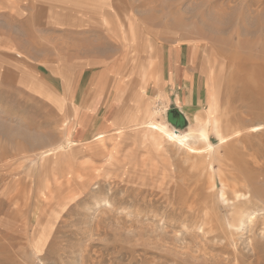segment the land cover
I'll return each mask as SVG.
<instances>
[{"label": "rangeland", "instance_id": "374dc122", "mask_svg": "<svg viewBox=\"0 0 264 264\" xmlns=\"http://www.w3.org/2000/svg\"><path fill=\"white\" fill-rule=\"evenodd\" d=\"M51 3L55 9L32 3L23 12L0 6V264H203L207 241L193 234L198 225L180 223L181 197L198 205L208 191L213 222L229 224L222 175L229 181L240 156L264 166V75L250 62L264 68V0H108L99 12L95 0ZM64 9L68 18L88 16L82 38L58 20ZM169 52H177L173 60ZM75 61L110 65L109 82L127 71L129 81L143 75L141 86L148 76V95L121 91V117L100 129L101 119L87 113L105 97L92 102L90 86L72 100ZM143 102L142 118L146 107L133 109ZM127 111L134 123L124 122ZM207 118L211 152L198 137ZM147 121L190 130L188 142L203 152L169 141ZM48 149L50 158H39ZM255 182L264 188L263 176Z\"/></svg>", "mask_w": 264, "mask_h": 264}, {"label": "bare ground", "instance_id": "6f19581e", "mask_svg": "<svg viewBox=\"0 0 264 264\" xmlns=\"http://www.w3.org/2000/svg\"><path fill=\"white\" fill-rule=\"evenodd\" d=\"M48 1L57 2V3H70V4L72 3L73 4L75 1H81V0H48ZM95 1L97 3L96 4V12H99V9L105 11L106 6L108 5V0H95ZM128 28L129 29L131 28V31H134L133 24H130L128 26ZM234 56H236V55H234ZM239 58L240 57H238L237 60L242 61L245 59V58L243 59V57H241L240 59ZM247 60H249V59H247ZM250 62L252 64V68H253V65L256 64V67L254 69L255 74H258V76L264 75L263 66L259 67V65H257V63L252 62V61H250ZM244 64H242V65H244ZM250 65H248V66L250 67ZM252 77L255 78L254 75ZM115 81H116V83L118 82L117 80H115ZM48 87H51V84H49ZM73 106H74V103H73ZM123 118H124V122L128 121V124L134 123L135 119H136L134 114H132V112H130V111H127ZM208 124H209V118H207V120H205V124L201 125L200 128L198 129V137L207 144L206 148H204V149L210 150V152H211L212 145L209 142V135H208V130H207ZM142 125H147V127L152 131H159L160 133H162V135L166 139H168L171 142H174V143L178 142L181 146H183V147L186 146L187 150H189V152H191V153H197L198 154V153L203 152L202 148H196L188 142L189 138L192 137V135H193V133L190 130L186 131L185 133L173 131L169 127L168 123L158 122V121H149V122L147 121V122H143ZM216 125H217V123H216ZM116 132L121 133L122 132L121 128H117ZM224 138L225 137H222V139H224ZM70 143H75V141L69 140L68 144H70ZM71 145H73V144H71ZM71 145H68V146L70 147ZM51 154H53V150L48 149V150H45L42 153H40L39 158H41L43 160H48L50 158L49 156ZM208 154H210V153H208ZM253 159L254 158H252V160ZM252 160L249 158H243L242 156H240V158L237 159L236 161L235 160H234V162L232 161L231 162L232 164L229 163V164H231L228 168V173L230 176L229 181L228 180L225 181L227 177L224 178V176L222 175L223 173L221 174L222 180L221 179L220 180L223 183L222 189H221V196L228 203H231L233 205V210L230 213L231 221L229 222V224H225V222L224 223L218 222V220H217L218 218L214 214L213 215L216 217V221L219 224H217L216 222H215L216 223L215 224L213 222V216L211 217L212 211H210L211 207H208L207 202H205V200L208 197L212 196L211 194H208V191L206 193L205 192L201 193L202 195H201V198L199 200L200 202L198 205L197 204L194 205V203H193V206L187 205V201L189 199L187 200L185 198L186 195H185V197H183V196L181 197V198H183L182 200H184V199L186 200V203L184 206L185 209L181 208V209H183L181 212L177 211L178 213L180 212L179 213L180 219L182 220V221H180V223L182 222V223H185L187 225H188V223L189 224L191 223L192 225L191 224L190 225L193 228H195L196 225H198L199 227L195 228L196 232H193V234L196 233L197 236H200V235L203 236L204 239L207 241V243L205 242L207 244V248L209 247L212 250L218 251V253L212 254V252L210 253L211 250L207 251V248L205 249V246H204V248L202 246L201 250H203V255H202L203 260H204L203 264H264V199H262V197L264 198V188L261 186L259 187V186L255 185V183L258 184L257 182H255L256 179H259L262 176L264 177V166L260 165V164H256L257 162L255 163V162H253L254 160L253 161ZM229 164H227V165H229ZM199 180H202V179H199ZM200 183H203V182H200ZM200 183H198V184H200ZM192 184H194V183H192ZM210 184H211V182H210ZM182 186H183V184H182ZM188 186H189V184H188ZM191 186H193V185H191ZM211 186L209 185V187H211ZM199 187H200V185H199ZM199 187H198V189H199ZM242 187H243V189H245L246 192L241 191ZM185 189H184V191L183 190L182 191L185 192ZM190 189H188V190H190ZM198 189L195 188V190L203 192V190H200V189L198 190ZM211 189H213V188L211 187ZM188 190L186 192L189 193ZM190 191H193V189H191ZM183 192H181V193H183ZM178 193H180V192L178 191ZM185 193H183L182 195H184ZM188 193H187V197L189 195ZM194 193H196V192H194ZM197 193H199V192H197ZM180 195L178 194V196H180ZM178 196H177V198H179ZM193 196L196 197V194ZM259 197L261 199H258ZM197 198H199V197H197ZM178 201H179V199H178ZM191 201H194V200H191ZM195 201H196V198H195ZM182 203H184V202H181L180 206H182ZM213 204H215V203H213ZM171 207H173V206H171ZM215 217H214V220H215ZM187 225H186V228H190L189 225L188 226ZM190 229H192V228H190ZM191 231H193V230H191ZM210 233H213V234L208 236V234H210ZM196 234H195V236H196ZM202 245H204V243ZM198 251H200V250L198 249ZM201 252L202 251H200V253ZM206 255H208V256H206Z\"/></svg>", "mask_w": 264, "mask_h": 264}, {"label": "crops", "instance_id": "0c3cea01", "mask_svg": "<svg viewBox=\"0 0 264 264\" xmlns=\"http://www.w3.org/2000/svg\"><path fill=\"white\" fill-rule=\"evenodd\" d=\"M35 2H37L38 4L35 5ZM32 3H34L33 5L37 6L38 9L40 7L42 9L44 8V10H46L49 5L52 6L53 9L56 8V5L52 4L51 2H49L47 0H0V6L5 7V8H6V6L18 7V8H20V10H18L19 12H23L21 7L24 8L27 5H32ZM55 11L60 12L59 10H55ZM61 13L64 15L63 16L64 18H59L58 20L63 19L65 22L70 24L69 25L70 28H73V33L69 32V33H71L70 35L77 34V38H82V36H83L82 33L85 31V28H86L88 22L90 23V21L87 20L88 16H85L84 12L81 11V12H75V14H74L75 17L68 18V16L66 15L67 14V10L66 9H64V12H61ZM58 20L51 21V24L54 26V24H56ZM45 22H47V21H45ZM66 31H67V28H66ZM68 37H72V36L68 35ZM176 55H177V52H171V53L169 52V54H168L169 59H172V57L175 58ZM80 60L84 61L81 58H80ZM79 61H75L74 64H70L71 68H73L72 69L73 71H77V72L81 73V74L80 73L78 74L77 80H74V77L73 78L71 77V86H73V85L76 86V89L74 90L73 95H72V100L74 102H78L77 97H78L79 94H81L80 92H82L83 94L88 92V88H90V86L92 87V90L90 92H88V93H89V95L91 97L90 99L92 100V102L94 100V97L95 96L99 97L100 94H102L103 97H105V101L102 104H100V106L98 107V109H97L95 114H93V112H92L93 109H94L93 108L94 105L93 106L91 105L92 107L90 106V112H92V114L90 112H88V110L86 111L84 108H82V109L85 110L86 113L88 112L87 115H88L89 119L92 118V116H94L93 118H96V119L100 118L101 119V121L99 122L100 129L103 128L105 130H108L110 127H112V126L114 127L116 124L114 123L112 118L121 117L120 112H122V111L118 112L116 110H119V108L122 107L121 104H120V93H122L123 90L124 91H125V89L128 90L127 91L128 93H130L131 91H134L135 93H139V92L142 93V90L144 89L143 90L144 95L145 96L148 95V76H147V79H145V81L141 84V86L137 85V80L139 78L143 77V75L142 74H137L136 77H134L132 80L129 81V78L126 75L127 71L125 72V74H122V73L119 74V76L116 73L117 79H118L117 83H115L114 81L109 82L110 75L107 74V71H108L110 65L109 66H103V63L105 62L104 60H103L102 66L100 67L101 69L94 68L92 66L86 65V64H89V62L88 63L83 62L84 64L80 65ZM122 61H127V59L126 60L123 59ZM113 62H117V61H111L110 64H112ZM118 63H120V62H118ZM50 67H53L54 71H56V68H55V66L53 64H51ZM91 68L95 69V72L98 73V77H97V75H95L93 73ZM87 73L89 74L88 77L85 76ZM116 75L114 74L113 77L115 78ZM85 78L89 79L90 82L86 83L84 81ZM105 78H108V80L106 81ZM102 80H104V81H102ZM97 81H99L100 83H98ZM83 86L85 88L84 91L81 90V88ZM116 86L119 87V89H118L119 92L114 95V87H116ZM105 88H107V92L105 91ZM104 93H106V95ZM105 102L109 103V105H112V108H113L112 112H110L109 108L105 109V106H106ZM140 102H141V100L139 101V103ZM97 103H98V100H97ZM139 103L137 105L135 103V105H134L135 107H134V109L133 108L132 109L136 110L137 108H139V110H141L144 107H146V111H140L138 113V115H137L138 117H142L143 118V117L146 116L145 113H148V110H147L148 109V102H143L141 105ZM123 108H124V106H123ZM127 108H128V106L125 107L123 110H127ZM143 112H145V113H143ZM95 115H96V117H95ZM108 115H109V117L110 116L111 117L108 120H105L106 116H108ZM101 122H103V123L106 122V124H108V125L103 126V123L101 124ZM93 125H94V123H93Z\"/></svg>", "mask_w": 264, "mask_h": 264}, {"label": "water", "instance_id": "95a60500", "mask_svg": "<svg viewBox=\"0 0 264 264\" xmlns=\"http://www.w3.org/2000/svg\"><path fill=\"white\" fill-rule=\"evenodd\" d=\"M169 113H177L179 117L183 118L182 114L180 112H178V110H170ZM184 122V118L182 120Z\"/></svg>", "mask_w": 264, "mask_h": 264}]
</instances>
